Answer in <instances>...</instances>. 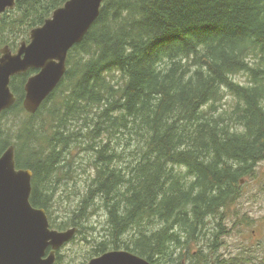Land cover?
Returning <instances> with one entry per match:
<instances>
[{
  "label": "trees",
  "instance_id": "trees-1",
  "mask_svg": "<svg viewBox=\"0 0 264 264\" xmlns=\"http://www.w3.org/2000/svg\"><path fill=\"white\" fill-rule=\"evenodd\" d=\"M67 1L17 0L0 17V49L27 42ZM36 72L11 79L0 155L13 146L16 168L32 172L30 203L50 227L76 238L95 231L85 223L97 211L106 228L87 262L127 250L151 264L205 263L191 252L204 219L222 217L264 161V0H105L30 115L23 85ZM60 188L69 216L55 223ZM54 264L69 263L57 253Z\"/></svg>",
  "mask_w": 264,
  "mask_h": 264
},
{
  "label": "water",
  "instance_id": "water-1",
  "mask_svg": "<svg viewBox=\"0 0 264 264\" xmlns=\"http://www.w3.org/2000/svg\"><path fill=\"white\" fill-rule=\"evenodd\" d=\"M17 0H0V16ZM105 0H69L15 51L0 49V115L16 102L11 79L37 71L23 85V110L35 114L66 72L68 52L82 42ZM32 172L16 168L14 147L0 155V264H54L57 252L76 235L75 227H50L45 210L30 203ZM86 264H151L127 250H110Z\"/></svg>",
  "mask_w": 264,
  "mask_h": 264
},
{
  "label": "rangeland",
  "instance_id": "rangeland-1",
  "mask_svg": "<svg viewBox=\"0 0 264 264\" xmlns=\"http://www.w3.org/2000/svg\"><path fill=\"white\" fill-rule=\"evenodd\" d=\"M237 80L245 83L248 79L245 75H239ZM230 103L231 100H226V107ZM10 122H12V118L8 117L2 123L9 125ZM73 158L79 165L77 153ZM121 164L124 165V161ZM83 185H85L84 178L78 179V190ZM69 186L71 187L67 189L72 192V184ZM58 192V203H54L49 212L50 218L55 223L69 216L64 204L68 192H66V188H60ZM74 200L73 196L70 200L71 207ZM90 216L85 225L94 227L95 231L84 230L81 236L77 235L76 238L63 246L57 252L61 256L62 263L82 264L87 262L85 257L91 258L90 251L102 240L107 218L103 213L97 215V211H93ZM85 232L96 238L92 242H84ZM197 242L191 252H196L199 249V253L206 259L203 264H264V161L257 165L254 175L242 179L241 196L222 217L217 213L204 219ZM192 259L194 258H190L182 264H195ZM201 261L203 259L197 262Z\"/></svg>",
  "mask_w": 264,
  "mask_h": 264
},
{
  "label": "flooded vegetation",
  "instance_id": "flooded-vegetation-1",
  "mask_svg": "<svg viewBox=\"0 0 264 264\" xmlns=\"http://www.w3.org/2000/svg\"><path fill=\"white\" fill-rule=\"evenodd\" d=\"M1 17V16H0Z\"/></svg>",
  "mask_w": 264,
  "mask_h": 264
}]
</instances>
